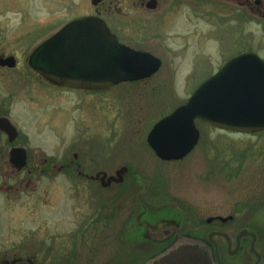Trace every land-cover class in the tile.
Segmentation results:
<instances>
[{
    "label": "rangeland",
    "instance_id": "1",
    "mask_svg": "<svg viewBox=\"0 0 264 264\" xmlns=\"http://www.w3.org/2000/svg\"><path fill=\"white\" fill-rule=\"evenodd\" d=\"M89 1L0 0V52L22 59L29 56L66 20L86 14ZM127 2L120 3L126 7ZM170 4L169 18L147 22L155 32L150 48L164 59L154 76L104 92L52 94L53 99H62L66 113L65 119L54 123V150L68 147L75 152L83 146L85 157L92 159L98 149L101 159H113L102 168L113 173L122 165L131 168L126 185L118 191L123 192L117 201L118 251L114 253L109 228L101 238L90 237V244L100 238V249L95 251L100 264H144L163 247L139 236L138 215L144 209L152 221L177 218L181 231L192 234H201L208 217L236 212L241 226L258 228L264 239V131L229 132L197 122L199 143L179 161H162L147 142L152 126L185 103L230 59L249 51L264 59V17L241 7L238 0H173ZM115 17L113 21L124 29L118 31L120 36L131 38L136 47H148L142 40L152 34L139 28L141 18ZM65 144L69 146H57ZM126 195L131 198L128 202ZM131 229L132 243L125 236Z\"/></svg>",
    "mask_w": 264,
    "mask_h": 264
},
{
    "label": "flooded vegetation",
    "instance_id": "2",
    "mask_svg": "<svg viewBox=\"0 0 264 264\" xmlns=\"http://www.w3.org/2000/svg\"><path fill=\"white\" fill-rule=\"evenodd\" d=\"M122 1L90 0V10L83 7L86 14L75 15L64 24L84 17L100 18L120 43L159 57L162 68L164 59L150 48L155 32L149 30L147 22L169 18L173 0H127L126 7ZM238 4L264 17V0H238ZM115 15L141 18L139 28L152 34L148 39L142 37L148 47H136L131 38L120 36L118 31L124 29L113 21ZM30 55L22 59L15 53L0 52V264H100L95 251H99L97 243L107 228L115 239L114 253L118 251L117 201L118 193L123 195L118 191L126 185L131 168L122 165L128 168L123 181L109 182L120 168L114 173L102 168L104 163H112V156L101 159L97 149L94 158H86L83 146L75 152H69L68 147L54 150V123L65 119L66 113L62 99H53L52 94L87 90L69 89L46 80L30 65ZM100 154L105 155V150ZM125 199L128 202L131 198L126 195ZM236 215L208 217L201 234L182 232L177 218L152 221L145 209L138 215L137 224L142 239L163 246L154 255L172 245L177 235L162 241H153L149 235L163 226L178 225L181 234L206 241L213 252V264H264L260 230L241 226ZM128 219L131 223L132 212ZM244 228L251 234L240 236ZM93 236L100 238L90 244ZM125 236L132 243L133 230ZM113 260H117V253Z\"/></svg>",
    "mask_w": 264,
    "mask_h": 264
},
{
    "label": "water",
    "instance_id": "3",
    "mask_svg": "<svg viewBox=\"0 0 264 264\" xmlns=\"http://www.w3.org/2000/svg\"><path fill=\"white\" fill-rule=\"evenodd\" d=\"M29 62L56 85L97 91L149 77L161 66V60L150 53L120 44L106 23L94 17L65 25L33 51ZM197 120L240 133L264 131V60L254 52L232 58L184 105L153 126L147 136L149 146L162 160L183 159L199 142ZM127 171V167L119 168L109 182H122ZM179 230L178 225L163 226L151 233L153 241L173 234L177 239L144 264H213V252L206 241ZM246 234L251 233L242 229L240 236Z\"/></svg>",
    "mask_w": 264,
    "mask_h": 264
}]
</instances>
